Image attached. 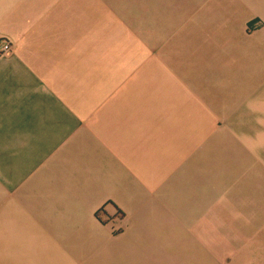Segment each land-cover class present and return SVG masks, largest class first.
<instances>
[{
  "label": "crops",
  "instance_id": "obj_1",
  "mask_svg": "<svg viewBox=\"0 0 264 264\" xmlns=\"http://www.w3.org/2000/svg\"><path fill=\"white\" fill-rule=\"evenodd\" d=\"M0 37V256L264 264V0H0Z\"/></svg>",
  "mask_w": 264,
  "mask_h": 264
},
{
  "label": "rangeland",
  "instance_id": "obj_2",
  "mask_svg": "<svg viewBox=\"0 0 264 264\" xmlns=\"http://www.w3.org/2000/svg\"><path fill=\"white\" fill-rule=\"evenodd\" d=\"M226 97H238L227 94ZM101 212L98 213V217ZM115 216L122 219V213ZM109 220V219H108ZM114 234H121V229ZM96 249L95 253L90 248ZM1 264H121L123 257L107 253L91 239L49 238V239H6L1 241Z\"/></svg>",
  "mask_w": 264,
  "mask_h": 264
},
{
  "label": "built area",
  "instance_id": "obj_3",
  "mask_svg": "<svg viewBox=\"0 0 264 264\" xmlns=\"http://www.w3.org/2000/svg\"><path fill=\"white\" fill-rule=\"evenodd\" d=\"M11 44L6 38L0 37V55H6L11 51Z\"/></svg>",
  "mask_w": 264,
  "mask_h": 264
}]
</instances>
